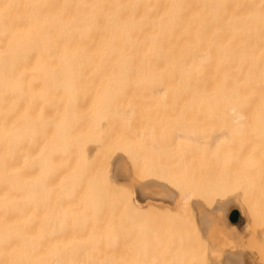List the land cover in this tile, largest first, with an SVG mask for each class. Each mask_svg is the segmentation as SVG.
Wrapping results in <instances>:
<instances>
[{"label":"bare ground","instance_id":"bare-ground-1","mask_svg":"<svg viewBox=\"0 0 264 264\" xmlns=\"http://www.w3.org/2000/svg\"><path fill=\"white\" fill-rule=\"evenodd\" d=\"M175 86L195 117L217 127L216 140L225 124L236 192L264 197V0H0V264H92L91 246L109 243V213L95 182L79 188L76 157L87 136L102 152L110 145L81 110L109 109L117 88L166 95ZM112 166L125 186L123 157ZM149 173L136 188L146 247L157 239L149 215L176 200ZM216 209L219 220L201 213L204 234L222 223L262 229L239 199ZM83 238L91 250L78 247Z\"/></svg>","mask_w":264,"mask_h":264},{"label":"rangeland","instance_id":"rangeland-1","mask_svg":"<svg viewBox=\"0 0 264 264\" xmlns=\"http://www.w3.org/2000/svg\"><path fill=\"white\" fill-rule=\"evenodd\" d=\"M162 93L150 87H121L110 93L109 109L95 108L97 116L87 117L95 112L91 107L81 110L87 117L81 118L83 122L95 121L97 132L101 130L110 145L102 152L87 136L76 157L82 173L79 188L95 182L103 198L102 211H106V199L109 213L111 237L104 247L90 245L96 253L92 264H231L245 258L251 264H264V221L259 223L262 227L255 224L262 228L261 234L252 228H226L222 223L205 235L201 227V213L218 218L221 213L216 206L228 195L264 220V197L255 190L243 197L235 190L234 145H227L225 124L219 127L223 138L216 140L217 127L193 115L185 89L175 86L168 94ZM94 96L99 95L88 97ZM84 147L89 148L87 153ZM118 156L132 172L130 185L119 186L113 178L112 164ZM147 169L153 180L166 182L177 199L170 211L149 215L150 235L157 237L150 247L144 243L146 216L138 210L141 205L135 193L147 178ZM94 219L106 220L103 215ZM89 242L84 240L86 247L82 243L78 247L91 250Z\"/></svg>","mask_w":264,"mask_h":264},{"label":"crops","instance_id":"crops-1","mask_svg":"<svg viewBox=\"0 0 264 264\" xmlns=\"http://www.w3.org/2000/svg\"><path fill=\"white\" fill-rule=\"evenodd\" d=\"M131 182H132V174H131V177L129 178V180L127 181V182H125V185L127 184V185H130L131 184ZM137 188V187H136ZM136 188H135V193H136ZM169 192H171V191H169ZM137 200V199H136ZM177 200V199H176ZM176 200H175V202L173 203V205L170 207L171 209L172 208H174L176 205H177V202H176ZM202 213H204V212H202ZM208 230V229H207ZM209 233H206L205 235H208Z\"/></svg>","mask_w":264,"mask_h":264},{"label":"water","instance_id":"water-1","mask_svg":"<svg viewBox=\"0 0 264 264\" xmlns=\"http://www.w3.org/2000/svg\"><path fill=\"white\" fill-rule=\"evenodd\" d=\"M237 215H238V214H237V212H236V213H234V215H233L232 219H233V220L237 219Z\"/></svg>","mask_w":264,"mask_h":264}]
</instances>
